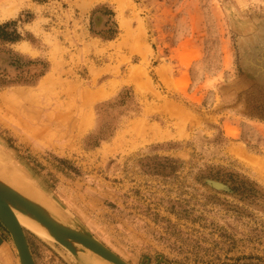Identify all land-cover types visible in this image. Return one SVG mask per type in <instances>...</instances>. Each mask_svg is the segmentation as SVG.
Wrapping results in <instances>:
<instances>
[{
  "label": "rangeland",
  "instance_id": "obj_1",
  "mask_svg": "<svg viewBox=\"0 0 264 264\" xmlns=\"http://www.w3.org/2000/svg\"><path fill=\"white\" fill-rule=\"evenodd\" d=\"M4 26L0 169L54 219L126 264H264V0H0ZM23 230L35 264H105Z\"/></svg>",
  "mask_w": 264,
  "mask_h": 264
},
{
  "label": "water",
  "instance_id": "obj_2",
  "mask_svg": "<svg viewBox=\"0 0 264 264\" xmlns=\"http://www.w3.org/2000/svg\"><path fill=\"white\" fill-rule=\"evenodd\" d=\"M15 212L35 221L60 246L72 255L77 248L88 251L105 264H126L89 234L63 225L44 208L35 204L0 181V223L9 233L18 254L20 264H35L24 230Z\"/></svg>",
  "mask_w": 264,
  "mask_h": 264
},
{
  "label": "bare ground",
  "instance_id": "obj_3",
  "mask_svg": "<svg viewBox=\"0 0 264 264\" xmlns=\"http://www.w3.org/2000/svg\"><path fill=\"white\" fill-rule=\"evenodd\" d=\"M85 105H87V103ZM83 120H84V123L87 122L86 124L88 125V117L85 116ZM156 136L157 135H155L154 137ZM0 176L10 188H12L16 192L24 196L31 202L38 204L39 206H41L42 208L46 210H50V211L55 210L54 209L55 206L51 202V200L48 199L37 187H35L31 182L26 180L20 174L14 172L11 169L2 168L0 169ZM15 216L19 224L22 226V228L28 230L29 232H31L33 235H35L39 239L48 241V242L54 241L46 233V231L42 227H40L35 221L17 212H15ZM84 264H97V263L91 262L90 260H85Z\"/></svg>",
  "mask_w": 264,
  "mask_h": 264
},
{
  "label": "trees",
  "instance_id": "obj_4",
  "mask_svg": "<svg viewBox=\"0 0 264 264\" xmlns=\"http://www.w3.org/2000/svg\"><path fill=\"white\" fill-rule=\"evenodd\" d=\"M104 13V14H102ZM100 15H108V16H111L112 14L111 13H107L105 11H102V10H98V11H95L93 13V17L94 19L92 20V25L93 26H97V25H100L101 24V17ZM7 27L4 26V27H0V40L1 41H6V42H10V43H14V42H18L20 37L16 34V32H12V33H9L7 32ZM115 34V29L112 30L110 32V36L108 38H112ZM40 75V74H39Z\"/></svg>",
  "mask_w": 264,
  "mask_h": 264
},
{
  "label": "crops",
  "instance_id": "obj_5",
  "mask_svg": "<svg viewBox=\"0 0 264 264\" xmlns=\"http://www.w3.org/2000/svg\"><path fill=\"white\" fill-rule=\"evenodd\" d=\"M97 89L98 90L93 91V93L89 95V99H95V97H98L100 91H99V88H97ZM2 245H3V242L0 243V246L1 247H2Z\"/></svg>",
  "mask_w": 264,
  "mask_h": 264
}]
</instances>
